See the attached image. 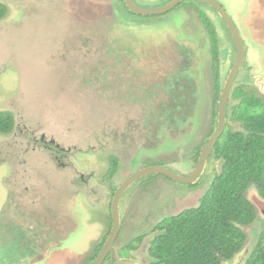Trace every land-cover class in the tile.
Instances as JSON below:
<instances>
[{
  "label": "rangeland",
  "instance_id": "1",
  "mask_svg": "<svg viewBox=\"0 0 264 264\" xmlns=\"http://www.w3.org/2000/svg\"><path fill=\"white\" fill-rule=\"evenodd\" d=\"M133 1L155 9L171 0ZM214 1L236 23L247 64L258 68L259 77L245 88L264 99L256 86L264 83L258 47L243 25L261 4ZM0 3L8 10L0 20V114L13 120L12 130L0 135V264H17L28 252L44 257L38 264H91L109 233L112 195L126 177L151 166L181 176L194 170L215 117L211 51L217 47L222 84L234 42L215 12L198 2H182L156 16L133 14L123 0ZM189 73L191 90L181 80ZM246 76L239 72L237 81L248 83ZM169 84V103L161 106ZM194 84L193 106L189 99L179 112L178 95L192 98ZM239 104L236 116L251 112ZM241 125L228 124L235 132ZM41 135L63 152L52 145L44 149ZM209 157L194 186L160 175L134 182L121 197L120 232L102 264H149L156 225L198 207L219 172L220 160ZM256 194L252 186L247 197L252 202ZM256 211L258 220L243 228V250L223 264H243L250 254L264 222ZM128 243L136 250L119 260L116 254L127 256Z\"/></svg>",
  "mask_w": 264,
  "mask_h": 264
},
{
  "label": "trees",
  "instance_id": "2",
  "mask_svg": "<svg viewBox=\"0 0 264 264\" xmlns=\"http://www.w3.org/2000/svg\"><path fill=\"white\" fill-rule=\"evenodd\" d=\"M7 11L0 3V20L6 17ZM186 52L189 54V49ZM181 66L186 71V66ZM186 77L181 80L188 82L191 90L194 75L189 73L188 79ZM215 84L218 86V79ZM194 86L192 98L190 93L178 95L179 112L186 108L189 99L193 106L198 95ZM165 89L167 98L161 106L169 103L170 84ZM237 93L236 97L242 98L239 107L252 109L245 111L242 117L238 116L243 131L228 129L222 135V142L221 137L215 145L211 157L220 160L221 165L198 207L156 225L155 236L148 248L149 264H223L243 250L247 240L243 228L258 220L247 192L255 186L257 193L264 197V106L256 97ZM187 119L179 123L185 124ZM12 128V117L0 114V135H7ZM243 264H264V222L258 240Z\"/></svg>",
  "mask_w": 264,
  "mask_h": 264
},
{
  "label": "water",
  "instance_id": "3",
  "mask_svg": "<svg viewBox=\"0 0 264 264\" xmlns=\"http://www.w3.org/2000/svg\"><path fill=\"white\" fill-rule=\"evenodd\" d=\"M189 1L205 4L216 12L218 17L225 24V27L228 30L234 42L235 49H236L235 61L233 63L231 70L229 71L226 77V80L223 84V87L220 93V101L218 103V110H217L218 119H217V124H216V130L213 133V135L210 137L208 142L201 149L198 155V158H197L195 169L189 175L181 176V175H178L170 171L169 169L158 167V166H151V167L143 168V169L136 171L135 173L127 177L116 188V191L110 203L111 229L109 231L107 239L105 240L104 245L102 246L96 258L93 260L91 264H102L104 262L108 252L111 250L112 245L114 244L119 234V231H120L119 203H120L121 197L124 194V192L138 179H141L148 175H160V176H163L173 181L176 184L183 185V186L195 185L198 179L201 177V175L204 172L206 162H207V157L209 156L214 144L216 143V141L218 140V138L221 136V134L223 133L225 129L226 100H227L230 88L232 86V82L235 77V74L242 66L244 62V58H245L244 56L245 47H244L243 41L241 39L239 31L233 25L229 15L225 12V10L221 7V5L214 0H171L166 5L155 8V9H143L135 5L133 0H123L124 5L127 8V10L139 16L161 15L166 12H169L170 10L175 8L178 4L182 2H189ZM263 1L264 0H253L252 1L254 3L257 2L259 5L261 4V10L263 14L256 16L252 13L250 18L248 19L250 23H247V24L243 23V25L249 28V31H250L249 39L251 43L257 45V47H259L261 51V56L259 59L261 61V66L264 71V8H263L264 2ZM250 12H252V8L249 9L248 13ZM252 32L256 33L255 37H252ZM262 52H263V56H262ZM257 85L261 93L264 94V83L258 81ZM50 143H54V142L50 141ZM56 148H58V145H56ZM256 195L257 196L253 198L252 202L249 199L248 200L253 205L255 211H256V208L258 209V213L260 214V217L264 219V199L260 198L258 196V193ZM256 214H257V211H256Z\"/></svg>",
  "mask_w": 264,
  "mask_h": 264
},
{
  "label": "flooded vegetation",
  "instance_id": "4",
  "mask_svg": "<svg viewBox=\"0 0 264 264\" xmlns=\"http://www.w3.org/2000/svg\"><path fill=\"white\" fill-rule=\"evenodd\" d=\"M134 2V1H133ZM255 2V1H254ZM254 2H253V4H254ZM264 2V1H263ZM135 4V3H134ZM252 4V5H253ZM166 5V4H165ZM164 6V5H163ZM208 7V6H207ZM222 7V6H221ZM253 8H255V6H253ZM253 8H252V10H253ZM212 9V8H211ZM213 10V9H212ZM171 11V10H170ZM214 11V10H213ZM215 12V11H214ZM226 12V11H225ZM167 13V12H166ZM227 13V12H226ZM254 15H256V16H259V15H261V14H263V12L260 10V9H257L254 13H253ZM215 15L216 16H218L217 14H216V12H215ZM219 18V17H218ZM220 19V18H219ZM231 19V18H230ZM221 20V19H220ZM231 21H232V23H233V25L237 28V26H236V23L231 19ZM225 25V24H224ZM237 30H238V28H237ZM228 31V30H227ZM239 31V30H238ZM229 33V32H228ZM230 35V34H229ZM241 39H242V41L244 42L243 44H245V41H244V39H243V37L241 36ZM232 42H233V40H232ZM233 45H234V43H233ZM245 50H244V56H245V58H244V62H243V64H242V66L240 67V69L236 72V74H235V77H234V79H233V82H232V86H231V88H230V91H229V94H228V97H227V100H226V108H225V129H224V131H223V133L221 134V136L218 138V140L222 137V135L224 134V133H226V131L229 129V126H228V124H229V122L231 121V120H234V121H239V122H241L242 123V120H239L238 119V116H236L235 114H234V109L235 108H237L236 106H235V102H241V100H242V98L241 97H236V94H238L239 95V93H237L238 91H240L241 92V94L242 95H248V96H251V97H256L260 102H262L263 103V106H264V99L261 97V95L260 94H258V92L257 91H254V90H248L247 88H245V85H249V83L251 82V83H255V79L254 78H258L259 76H257L256 74H254V71L255 70H257L258 71V68L256 69L255 67H251L250 66V64H247V61H246V58H247V48H246V44H245ZM213 51H211V58H212V65L210 66L211 67V74H212V77H213V86L211 87V89H210V93H212V94H214V96H212V97H210V99H212L213 100V104H212V108L213 109H215L213 112H215V117H214V119H213V121H212V125H211V131L209 130V132H210V134H209V136H208V138L210 139V137L213 135V133L215 132V130H216V124H217V119H218V117H217V110H218V103H219V101H220V93H221V90H222V87H223V84H224V82H225V80H226V77H227V75H228V73H229V71L231 70V68H232V66H233V63H234V61H235V58H236V49H233L232 50V53H233V55H232V58H231V55H230V58H228L229 59V61L231 62V64H230V66H229V69L227 70V73L223 76V80H222V84H220V76H219V66L217 65V62H219V56H218V52H217V47H214V45H213ZM234 48H235V45H234ZM229 53H230V51H229ZM260 56H261V51H260V49H259V47H258V50H257V52H256V57H258V58H260ZM227 61V60H226ZM222 64V66L223 67H225V63H221ZM241 71H244V73L246 74L247 73V76H246V78L248 79V83H241L240 81H237V76H238V74H239V72H241ZM261 71V70H260ZM259 72V71H258ZM263 73H260V75H262ZM264 75V74H263ZM215 79H218V86L215 84ZM254 79V80H253ZM253 80V81H252ZM256 86H257V84H256ZM232 103H234V104H232ZM240 105V104H239ZM239 107V106H238ZM263 111H264V108L262 109ZM213 125L215 126L214 128H213ZM241 127H242V130L241 131H243V124L241 125ZM212 132V133H211ZM235 132V131H234ZM42 137H43V139H42ZM207 138V140H205V143H204V145L208 142V139ZM218 140L216 141V143L214 144V146H213V148H212V150H211V152H210V156H213V155H211V153H212V151H213V149H214V147H215V145L217 144V142H218ZM50 141H53L54 143H50ZM207 141V142H206ZM39 142L40 143H43V147H45L44 149H46V150H49V145H52L56 150H59V151H62L63 152V148H61V147H59V145L58 144H56L55 143V141L52 139V140H49V141H47V140H45V135H41L40 137H39ZM56 145H58V148H56ZM203 145V146H204ZM203 148V147H202ZM201 148V149H202ZM201 151V150H200ZM200 153V152H199ZM199 155V154H198ZM209 157V156H208ZM208 157H207V160H208ZM198 158V157H197ZM212 158V157H211ZM56 162H58V160L57 159H54ZM212 160V159H211ZM196 163H197V160H196ZM206 164H207V162H206ZM196 166V165H195ZM64 167H66L65 165H63V164H60V168H64ZM206 167V166H205ZM195 169V168H194ZM140 170V169H139ZM138 171V170H137ZM136 172V171H135ZM134 172V173H135ZM192 173V172H191ZM189 175V174H188ZM129 177V176H128ZM127 178V177H126ZM125 178V179H126ZM124 179V180H125ZM123 180V181H124ZM122 181V182H123ZM121 182V183H122ZM120 183V184H121ZM119 184V185H120ZM117 188V187H116ZM112 197H113V195H112ZM119 216H120V214H119ZM110 219H111V215H110ZM120 223H121V221H120ZM122 224V223H121ZM120 224V225H121ZM120 228H121V226H120ZM110 229H111V221H110ZM110 229H109V231H110ZM120 232V231H119ZM109 234V233H108ZM108 234H107V236H108ZM119 235V234H118ZM107 236H106V238H104V240H103V242H102V244H100L98 247H100L99 248V250H98V252H97V254L99 253V251H100V249L102 248V246L104 245V243H105V240L107 239ZM118 237V236H117ZM27 241H26V245L27 246H32V247H34L33 246V244L31 243V241L30 240H28V239H26ZM116 240H117V238H116ZM115 240V241H116ZM58 241V244H59V241H60V239H58L57 240ZM139 241V240H138ZM140 241H141V239H140ZM139 241V242H140ZM151 241H152V239H151ZM150 241V242H151ZM136 242H137V240H136ZM115 243V242H114ZM133 243V242H132ZM132 243H128V245H126L124 248L126 249V252H127V256H125L124 258H121V256L119 255V254H116V256H117V258L120 260V259H128V256H129V254L131 253V251H135L136 249L132 246ZM45 245H48V244H45ZM114 245V244H113ZM113 245H112V248H111V250L108 252V254H107V256H106V258L105 259H107V257L110 255V253L112 252V250H114V248H113ZM149 245H150V243H149ZM39 248L41 249V246H39ZM149 248V247H148ZM29 253V254H28ZM28 253H25V254H21V256H20V261L17 263V264H38V263H40V262H42L43 260H44V257H41V256H34V255H32V253H30V252H28ZM43 253H44V251H43ZM97 254L95 255V257H94V259L96 258V256H97ZM147 255H148V249H147ZM32 256H33V258H32ZM105 261V260H104Z\"/></svg>",
  "mask_w": 264,
  "mask_h": 264
}]
</instances>
